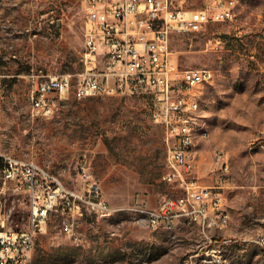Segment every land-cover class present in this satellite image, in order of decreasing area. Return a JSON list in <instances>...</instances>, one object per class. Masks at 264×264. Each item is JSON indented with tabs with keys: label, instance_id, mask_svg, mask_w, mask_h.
<instances>
[{
	"label": "rangeland",
	"instance_id": "obj_1",
	"mask_svg": "<svg viewBox=\"0 0 264 264\" xmlns=\"http://www.w3.org/2000/svg\"><path fill=\"white\" fill-rule=\"evenodd\" d=\"M197 9L205 0H185ZM83 0H0V163L13 156L49 170L72 187L82 166L115 208L86 216L74 233L52 218L38 232L30 264H264V0H238L235 16L200 33L174 35L181 70L209 69L199 92L206 139L196 143L195 179L220 187L229 224L210 232L187 223L153 230L142 211L181 194L164 180L167 145L151 95L60 100L53 116L31 112L33 80L84 70ZM1 165V164H0ZM0 203L23 230L29 201L0 177Z\"/></svg>",
	"mask_w": 264,
	"mask_h": 264
},
{
	"label": "built area",
	"instance_id": "obj_2",
	"mask_svg": "<svg viewBox=\"0 0 264 264\" xmlns=\"http://www.w3.org/2000/svg\"><path fill=\"white\" fill-rule=\"evenodd\" d=\"M185 0H83L84 70L79 73L46 74L35 77L30 94L31 112L50 117L60 100L100 95L134 97L151 95L154 118L165 134L167 145L166 183L177 185L181 194L165 198L157 207L142 211L141 222L153 230H173L180 224L197 226L207 244L215 243L210 232L219 218L230 215L221 188L205 186L195 179L198 90L211 84L209 69L181 70L173 58L171 40L176 34L200 33L210 24L224 23L235 16L238 0H205L197 9ZM264 143V133L260 136ZM0 177L12 193L29 201L25 229H16L11 212L0 203V264H30L38 232L52 218L74 233L75 221L86 216L109 218L115 208L104 198L86 166L79 172L81 185L72 187L49 170L23 159L1 155ZM258 243L264 245V237ZM216 262L227 264L216 256Z\"/></svg>",
	"mask_w": 264,
	"mask_h": 264
},
{
	"label": "bare ground",
	"instance_id": "obj_3",
	"mask_svg": "<svg viewBox=\"0 0 264 264\" xmlns=\"http://www.w3.org/2000/svg\"><path fill=\"white\" fill-rule=\"evenodd\" d=\"M197 105H200L199 104V92L197 96ZM199 112H200V108H198V121H201L202 116ZM196 134L206 135V137L208 136V132L205 131L204 123H202V121L200 124L196 126ZM199 139H200V136H192V143L196 144ZM226 223H227V218H219V224L224 225Z\"/></svg>",
	"mask_w": 264,
	"mask_h": 264
},
{
	"label": "crops",
	"instance_id": "obj_4",
	"mask_svg": "<svg viewBox=\"0 0 264 264\" xmlns=\"http://www.w3.org/2000/svg\"><path fill=\"white\" fill-rule=\"evenodd\" d=\"M224 225H225V224H224ZM219 226H223V225L219 224Z\"/></svg>",
	"mask_w": 264,
	"mask_h": 264
}]
</instances>
